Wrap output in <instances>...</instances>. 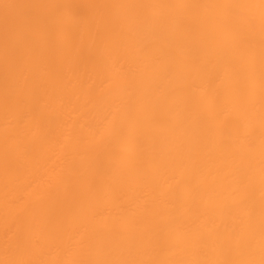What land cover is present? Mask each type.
<instances>
[{
    "label": "bare ground",
    "instance_id": "obj_1",
    "mask_svg": "<svg viewBox=\"0 0 264 264\" xmlns=\"http://www.w3.org/2000/svg\"><path fill=\"white\" fill-rule=\"evenodd\" d=\"M0 264H264V0H0Z\"/></svg>",
    "mask_w": 264,
    "mask_h": 264
}]
</instances>
